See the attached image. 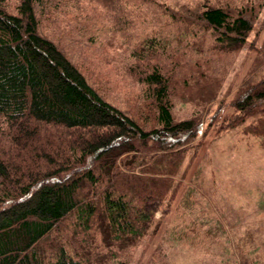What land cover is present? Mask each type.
Masks as SVG:
<instances>
[{"label": "trees", "instance_id": "trees-1", "mask_svg": "<svg viewBox=\"0 0 264 264\" xmlns=\"http://www.w3.org/2000/svg\"><path fill=\"white\" fill-rule=\"evenodd\" d=\"M263 3L0 0V264H127L122 255L156 232L191 166L203 108L222 84L213 60L256 46L248 37ZM82 4H101L112 30L135 36L133 111L67 53L58 30H78ZM257 50L224 120L264 143V41ZM175 96L191 116L174 117Z\"/></svg>", "mask_w": 264, "mask_h": 264}, {"label": "rangeland", "instance_id": "rangeland-1", "mask_svg": "<svg viewBox=\"0 0 264 264\" xmlns=\"http://www.w3.org/2000/svg\"><path fill=\"white\" fill-rule=\"evenodd\" d=\"M3 1L12 8L17 0ZM82 5L84 18L70 32L72 38L58 30L62 42L70 40L67 53L108 100L133 111L142 90L127 56L135 36L112 30L111 16L101 4ZM60 18L75 21L70 13ZM248 39L256 46L213 60L222 84L216 99L203 108L205 132L192 143L199 144L191 166L168 210L163 216L162 210L156 213V232L122 255L127 264H239L242 255L249 264H264V143L240 125L226 128L224 120L236 112L229 102L251 75L264 41V3ZM256 70L264 72V64ZM194 109L175 96L176 119L191 116Z\"/></svg>", "mask_w": 264, "mask_h": 264}]
</instances>
